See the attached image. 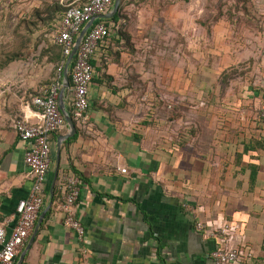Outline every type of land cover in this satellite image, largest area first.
<instances>
[{
    "label": "crops",
    "instance_id": "obj_1",
    "mask_svg": "<svg viewBox=\"0 0 264 264\" xmlns=\"http://www.w3.org/2000/svg\"><path fill=\"white\" fill-rule=\"evenodd\" d=\"M122 9L110 23V36L98 43L85 119L69 111L72 83L64 90L76 132L62 140L58 162L57 140L69 126L65 121L49 134L51 162L38 218L50 207L13 264L22 252L20 264H214L208 254L216 240L195 227L198 221L230 225L232 242L250 254L237 264H264V123L247 107L212 138L179 144L169 127L162 133L154 119L144 118L136 98L142 72L132 62V19ZM58 69L48 86L0 88V225L7 236L17 222L18 202L32 186L24 161L30 142L19 138L14 124L20 118L37 122L31 98L52 84L59 104L64 65ZM68 175L79 179L75 214L85 227L82 242L64 225L59 208Z\"/></svg>",
    "mask_w": 264,
    "mask_h": 264
},
{
    "label": "rangeland",
    "instance_id": "obj_2",
    "mask_svg": "<svg viewBox=\"0 0 264 264\" xmlns=\"http://www.w3.org/2000/svg\"><path fill=\"white\" fill-rule=\"evenodd\" d=\"M56 2L66 7L78 0H0V65L17 56L0 66V88L54 81L59 65L46 53L54 45L58 16L49 8ZM125 6L134 39L128 56L142 72L136 98L162 133L169 127L182 144L212 138L244 108L260 117L264 0H132Z\"/></svg>",
    "mask_w": 264,
    "mask_h": 264
},
{
    "label": "built area",
    "instance_id": "obj_3",
    "mask_svg": "<svg viewBox=\"0 0 264 264\" xmlns=\"http://www.w3.org/2000/svg\"><path fill=\"white\" fill-rule=\"evenodd\" d=\"M111 3L112 0H78L76 4L66 6L58 31L54 35V42L61 45L64 56L68 57L71 53L83 26L91 18L104 13ZM109 36L110 28L100 19H95L73 57L72 109L77 119L86 118L89 107L88 90L95 76V68L91 63L98 43ZM31 103L36 108L34 115L38 118L37 122L20 118L15 121L14 128L20 139L30 142L24 161L32 178V186L28 198L20 200L17 204V222L8 236L0 225V264H13L34 229L43 202L44 183L51 162L49 134L65 126V119L58 104L57 84L46 88L42 95L33 96ZM260 118L264 123V103L261 106ZM122 171L125 172L126 169L123 168ZM60 189L62 197L59 208L64 215V225L72 229L78 241L82 242L85 227L75 214V204L80 192L79 179L73 175L65 176ZM195 227L206 236L215 238V245L208 254L214 264H237L242 256L250 257V254L244 253L232 242L230 225L224 223L214 226L198 221Z\"/></svg>",
    "mask_w": 264,
    "mask_h": 264
},
{
    "label": "water",
    "instance_id": "obj_4",
    "mask_svg": "<svg viewBox=\"0 0 264 264\" xmlns=\"http://www.w3.org/2000/svg\"><path fill=\"white\" fill-rule=\"evenodd\" d=\"M120 4H121V0H114L112 8H111V10L109 12L101 13V14L96 15L95 17L91 18L83 26V28L81 29L79 35L77 36V38L75 40V43H74V46L72 48L71 53L68 55V57L66 58V61L64 63V70H63V80H64V82H63V87L61 89L60 96H59V109H60V111H61L66 123L68 124L70 131H69V133L60 135L58 137V140H57V162H58L59 155H60V145H61L62 140L67 139L69 137H72L75 134V132H76L72 116L70 115V113L68 112V110L66 109L65 104H64V90H65L66 87H68L70 85L69 76H68V69H69L70 63L72 62L73 57H74V55H75V53H76V51H77V49H78V47H79V45H80V43L82 41L84 35L86 34L87 30L92 25L93 21L95 19L113 17L118 12V10L120 8ZM57 166H58V164L56 165V168H55V171H54V179H53V182H52V185H51V189H50L51 196L53 195L54 183H55V179H56V176H57ZM49 207H50V205H48V207H46L42 211V213L40 214V216L38 218V221L36 223V226L34 228V231L32 233V236L30 238L29 244L33 241L34 236L37 233L38 227L41 224V222H42V220H43V218L45 216V213H46V211L48 210ZM29 244H28V246H29ZM23 256H24V252H22V254L20 256V259L18 261V264H20Z\"/></svg>",
    "mask_w": 264,
    "mask_h": 264
},
{
    "label": "trees",
    "instance_id": "obj_5",
    "mask_svg": "<svg viewBox=\"0 0 264 264\" xmlns=\"http://www.w3.org/2000/svg\"><path fill=\"white\" fill-rule=\"evenodd\" d=\"M113 1L112 0V3L111 5L109 6V8H111V6L113 5ZM123 3H124V0H121V4H120V8H119V11L117 14H115L113 17L109 18V19H100L101 22L104 23V25H106L107 27L110 26V23L112 22H117L118 18L120 17V12H121V9H122V6H123ZM108 8V9H109ZM50 10V13L51 14H54V15H57L58 16V21H57V25H56V30H55V33L58 31V27H59V24H60V21H61V18L66 10V7L63 6L62 4H60L59 2H56V3H53V5L50 6L49 8ZM55 35V34H54ZM53 42H54V38H53ZM49 57V61L52 62L53 64H57V65H64L63 63H65L66 61V56L63 55V52H62V47L61 45L59 44H56L54 42V45H51V47L49 48V50L47 51L46 53ZM17 58V56L15 54H12L10 56H8L5 61H3L1 63V68H4L7 64H9V62L15 60ZM74 62V59L72 60V62L70 63V66H69V82H70V85L72 83L71 81V71H72V63ZM93 63V62H92ZM91 63V64H92ZM61 72H62V69H61ZM36 96V95H35ZM69 111L72 113L73 115V109H69ZM74 116V115H73ZM57 132V131H56ZM55 133V132H54Z\"/></svg>",
    "mask_w": 264,
    "mask_h": 264
}]
</instances>
